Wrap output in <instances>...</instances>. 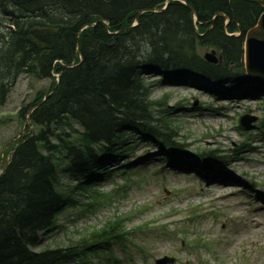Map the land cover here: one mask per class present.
Wrapping results in <instances>:
<instances>
[{"label":"trees","instance_id":"16d2710c","mask_svg":"<svg viewBox=\"0 0 264 264\" xmlns=\"http://www.w3.org/2000/svg\"><path fill=\"white\" fill-rule=\"evenodd\" d=\"M263 12L248 0H0V106L20 75L52 79L20 110L32 111L34 132L25 118L26 134L9 148L16 147L0 175V264H65L86 254L84 246L33 250L73 201L60 190L61 169L88 191L112 175L109 161L121 159L125 169L140 143L171 163L179 151L201 160L203 176L224 161L222 152H187L174 118L183 104L168 109L152 93L193 76L216 99L264 100V81L244 72V37ZM210 50L222 62H207ZM259 125L264 137V119ZM117 225L95 234L96 245L122 240L128 228L118 234Z\"/></svg>","mask_w":264,"mask_h":264},{"label":"rangeland","instance_id":"374dc122","mask_svg":"<svg viewBox=\"0 0 264 264\" xmlns=\"http://www.w3.org/2000/svg\"><path fill=\"white\" fill-rule=\"evenodd\" d=\"M186 79V84L156 87L152 98H164L168 109L183 104L174 118L189 143L187 152L215 151L224 161L202 176L199 160L178 152L171 163L155 145L137 144L125 169L121 159L107 163L112 175L93 186L102 195L94 197L96 205L89 196L93 189L78 190L61 169L60 190L77 204L71 202L58 215L51 233L38 234L40 243L33 250L88 248L65 264H156L164 256L173 257V264H264V137L259 131L264 100L216 99L197 88L205 83L202 78ZM51 82L19 76L0 106V160L16 143L13 139L26 134L30 111L20 116V110ZM198 106L202 110L192 111ZM244 116L255 121L239 130ZM252 184L257 185L254 191ZM108 194L112 197L106 204ZM113 222L118 234L128 228L122 240L108 246L91 242Z\"/></svg>","mask_w":264,"mask_h":264},{"label":"water","instance_id":"95a60500","mask_svg":"<svg viewBox=\"0 0 264 264\" xmlns=\"http://www.w3.org/2000/svg\"><path fill=\"white\" fill-rule=\"evenodd\" d=\"M248 1L256 3L264 8V2L262 0H248ZM164 8H166V6ZM42 30L54 31L51 29H42ZM204 59L212 64H217L219 62H222L221 56H217L216 51L214 50L205 53ZM244 72L250 78L260 79L264 81V13H262V15L259 17L257 23L251 29H249L245 34ZM254 121L255 118L244 116L240 119V124L243 127H248ZM173 262L174 259L167 257L156 261L157 264H172Z\"/></svg>","mask_w":264,"mask_h":264},{"label":"bare ground","instance_id":"6f19581e","mask_svg":"<svg viewBox=\"0 0 264 264\" xmlns=\"http://www.w3.org/2000/svg\"><path fill=\"white\" fill-rule=\"evenodd\" d=\"M91 26H93V24H91V25H87L86 27H91ZM44 29H45V28H44ZM79 39H80V35L78 34V35H77V43L79 42ZM76 53H77V54H80L79 51H78V49H77Z\"/></svg>","mask_w":264,"mask_h":264}]
</instances>
